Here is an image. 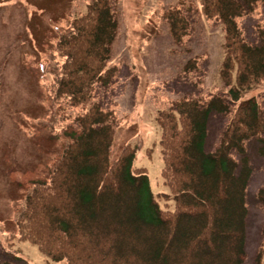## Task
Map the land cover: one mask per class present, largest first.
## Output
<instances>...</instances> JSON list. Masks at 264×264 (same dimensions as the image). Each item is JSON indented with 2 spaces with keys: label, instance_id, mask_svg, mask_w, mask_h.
<instances>
[{
  "label": "trees",
  "instance_id": "obj_1",
  "mask_svg": "<svg viewBox=\"0 0 264 264\" xmlns=\"http://www.w3.org/2000/svg\"><path fill=\"white\" fill-rule=\"evenodd\" d=\"M112 1L91 0L84 12L65 19L54 51L40 64V78H50L41 126L55 131L70 117L66 108L81 107L80 131L57 135L61 150L47 181L29 183L14 203L13 235L66 264H244L252 170L247 157L240 166L232 152L245 155L246 141L257 138L264 156V109L249 96L264 81V29L252 46L237 18L264 0H200L204 17L223 25L224 96L184 98L157 113L166 188L157 194L147 171L134 164L136 146L125 144L112 160L118 125L113 112L94 101L97 87L116 74L107 66L118 30ZM164 17L175 44H182L187 18L178 7ZM231 104L236 110L220 144L207 153L209 116L229 113ZM257 200L264 206V187ZM256 264H264V229Z\"/></svg>",
  "mask_w": 264,
  "mask_h": 264
},
{
  "label": "rangeland",
  "instance_id": "obj_2",
  "mask_svg": "<svg viewBox=\"0 0 264 264\" xmlns=\"http://www.w3.org/2000/svg\"><path fill=\"white\" fill-rule=\"evenodd\" d=\"M91 0H0V262L12 264H66L52 261L39 249L20 242L13 222V207L29 183L47 181L52 159L61 150L57 135L64 130L79 133L77 114L81 107H68L67 120L55 131L41 126L48 117L45 86L40 64L54 51L58 29L65 19L79 15ZM118 22L108 67L116 74L108 86H98L94 101L113 112L118 125L112 160L125 144L137 147L134 164L147 171L154 194L165 192L161 176L163 161L157 113L184 98L207 100L224 96L220 76L224 54V29L219 20H208L200 0H113ZM180 8L189 24L188 35L176 45L164 14ZM244 40L260 44L264 29V1L237 18ZM256 96L264 109V81L249 96ZM236 110L212 111L208 121L205 151L214 152ZM264 138V134L261 136ZM245 155L233 151L241 166L247 157L252 174L246 191L247 260L256 264L263 243L264 206L257 200L264 187V156L257 138L246 141Z\"/></svg>",
  "mask_w": 264,
  "mask_h": 264
}]
</instances>
